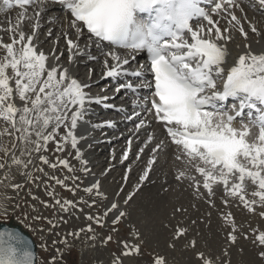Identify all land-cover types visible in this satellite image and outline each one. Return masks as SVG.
<instances>
[{"label": "snow or ice", "instance_id": "1", "mask_svg": "<svg viewBox=\"0 0 264 264\" xmlns=\"http://www.w3.org/2000/svg\"><path fill=\"white\" fill-rule=\"evenodd\" d=\"M255 2L264 9V0ZM4 4L7 9L13 7L10 0H4ZM55 5L61 6L64 15L53 47L45 53L39 41L41 20L49 7ZM15 6L22 10L15 24L9 20L7 28L0 27V32L8 33L10 41L4 42L0 37V120L6 125L0 131V138L5 135L12 138L10 147L0 144L3 153L0 160L4 161L0 163V170L7 169L0 185L11 188L16 195L0 196V217L6 218L20 209L23 199L20 193L30 184H37V187L43 184L52 200L51 204L41 201L45 208L65 213L77 209L83 212L80 204L89 209L95 207L97 199L92 198L93 193L96 197H104L100 181L96 180L83 188L90 202L83 197L79 201L61 199L51 182L75 194L79 184L69 187L66 181L80 178L65 175L61 179L45 173L43 167L46 165L54 171L66 169L70 174L77 171L68 159L56 156L53 161L45 155L49 145L54 144L53 155L74 152L79 171L85 176L89 174L88 161L79 146L87 135L77 134V129L87 121L94 104L125 113V119L134 124V135L150 128L152 121L164 129L166 139L151 147L152 156L140 176L141 182L170 140L176 149L175 159L186 165L176 179L189 180L190 187L199 196H203L202 187L208 194L210 206H214L210 197L222 187L224 205L231 198L238 199L249 212L255 211L254 206L264 209V50L253 51L248 32L233 11H243L240 0H15ZM217 16L227 19V26L221 27L220 20L215 19ZM24 21L31 22L30 33L24 30ZM56 22L57 18L47 20L49 25ZM249 27L252 33L261 35L254 24L249 23ZM233 30L239 32L244 43L236 45L241 50L230 65L228 44L234 40ZM54 31L55 28L49 27L47 37L51 38ZM61 40L68 52L67 65L62 63ZM93 47L99 55L93 54ZM141 55L146 57L144 63L138 62ZM83 56L98 63L103 57L102 79L123 78L115 88L116 95L123 94L122 106L106 103L107 95L91 94L89 81L95 69H89L88 80L73 75L70 66L74 58ZM141 89H148L149 94L139 96ZM229 99L233 103L226 108L224 102ZM115 126L114 121H105L93 124L92 128ZM155 139L153 133L146 132L144 147L139 149L137 159ZM128 144L122 160L129 155L132 137ZM13 168L23 177V182H12L15 179ZM189 169L194 170L199 179L191 175ZM249 186L254 188L250 193ZM25 195L37 199L30 188ZM116 195L119 196V192ZM130 199L131 194L124 203ZM29 207L35 211L34 205ZM110 213L114 216L113 225L126 216L114 201L105 206L103 217L89 213L86 218L103 227L104 217ZM260 216L264 218V211ZM222 218L231 223L232 231L227 239L235 243L236 228L231 213ZM24 219H28L27 214ZM32 219L42 217L33 216ZM43 219L50 225L49 233L59 237L52 240L55 255L48 264H64V254L73 246L68 237L75 240L85 231L94 233L88 225L61 236L55 229L60 223H67L63 217H59V223ZM184 231L178 229L176 237ZM87 239L94 241L96 236L93 234ZM111 240L109 235L103 243ZM253 242L264 247V231L255 234ZM120 243L122 256L140 251L139 244ZM192 243L194 246L195 242ZM57 245H63V249ZM43 247L47 249V244ZM197 255L203 264H212L202 253ZM259 256L264 260V251L259 252ZM0 264H36L35 254L19 233L0 230ZM112 264H122V260L115 257ZM154 264H164L163 258H155Z\"/></svg>", "mask_w": 264, "mask_h": 264}, {"label": "rangeland", "instance_id": "2", "mask_svg": "<svg viewBox=\"0 0 264 264\" xmlns=\"http://www.w3.org/2000/svg\"><path fill=\"white\" fill-rule=\"evenodd\" d=\"M253 9L254 8H252V10ZM248 10L252 12L251 9ZM258 17L262 21L264 19V14L258 15ZM40 35H43V33ZM91 63L92 61L88 62V64ZM105 81H106L105 79L100 80L99 84H102ZM93 89L94 88H91V91H93ZM94 91H96V89H94ZM101 120L102 118L98 119V121ZM159 133L160 135H162L161 132ZM114 134L115 132L114 133L112 132L110 135L113 136ZM155 135H156L155 141L157 142L160 141L157 139V136H159L158 133H155ZM140 145L141 144H139L138 147H136V149H138ZM169 145L170 143L167 142V146L162 152L163 154L161 153L160 156L158 157L159 158L158 161L159 162L161 161L162 164L158 165V161H157L158 167H156L157 171L155 172V176L153 179L152 178L149 179V181H151L152 179L151 183L143 186L137 192H134L131 199L129 200V203L125 204L124 200L126 199V195L128 191L136 183L137 175H138L137 173L136 176L132 178L131 180L132 183H130L129 185L125 187L124 186L125 184L123 182L121 186L117 189L115 194H113L114 192L113 189L110 192L106 201H101L100 203H98L97 200V205L95 207H100L101 210L97 212H95L93 209L84 210L83 212L71 210L68 213L67 217L64 218V216H61L64 218L63 220L67 221V223H60V226L57 229H55V231L59 232L61 236H63L65 233L70 231H76L81 228H87L88 225H91L92 229L94 230V233L87 231L81 233L79 239L74 240L72 237H68L69 243L72 244L73 246L70 250L65 252L63 257L64 264H112V261L115 257H119L122 260V264H154V260L157 257H162L164 260V264H203V261L200 258H198L197 255L198 253H202L205 258L211 260L212 264H264V260H262L259 256V252L264 251V247H261L253 242L255 239V234H257L260 231H264V218L260 216V212L264 211V209L260 208L259 206H254L255 211L249 212L248 209L245 208L243 204L239 202L238 199H231V198H229V203L227 205H224L222 199H224L225 197L222 187L217 188L215 191V193L219 194L218 196L220 197L221 199L220 201L222 203L219 204V202H217L216 204H214V206H207L206 205L207 201L203 203L201 200L195 201L190 196L189 197L185 196V198L181 197L183 196V194L181 193L183 192L181 191V185H179L180 187L177 186V191H176L178 192L180 190L181 192L179 191V193L181 194V196L179 195L174 198V199H178L177 201L172 199V202L175 201L180 203L182 201L179 208L177 206L178 210L176 209L177 211L176 214L181 212L178 215H176L175 211H173L174 208H172L169 212L164 211V207L167 209L169 207L168 206L169 202L167 201V199L165 198L163 199L164 201L162 200V198L164 197L159 198L157 196L158 198L154 197L152 199L151 202H154L156 206H152L148 202V200L151 199V196L152 197L153 195L156 196L154 189L155 191L156 190L160 191L158 192L159 194L156 191V193L160 196L162 193H164V195L168 194L172 190V188L176 186L175 185L176 183L172 178V180L170 181L166 180V182H161L160 184H157L156 188L152 189L153 188L152 185L154 186L155 182L160 181L158 180L159 175H162V177L166 176V172L164 171L165 165L167 166L166 171L168 172V174L169 175L172 174V170H171L172 162L170 161L171 148L167 149ZM173 151L176 152L175 147H173ZM51 154L52 151L50 150L48 151V153H45V155H48L54 161L55 157H52ZM109 154L110 151L108 150L105 152V155H101V157L108 156ZM0 156L2 155L0 154ZM149 156L151 157L152 155L148 153L145 154V157L143 159V165L138 168V172L144 168L145 164H147V161L150 158ZM131 160L132 159H130L125 164V166L122 167L120 166L121 168H119L120 170L115 174V176L109 177V184L108 182L105 183L107 185L106 188L113 186L114 188L116 187L117 183H119L121 180L120 178H122V173H120V171L123 172L124 171L123 167L124 168L128 167L131 163ZM164 160L166 161L169 160L168 162L171 163L170 164L163 163L166 162ZM3 162H4L3 160H0V163ZM37 164H39V161H37ZM43 167L45 173L48 172V169H51L46 165H44ZM58 173H59V168L53 171V173H51L50 175L54 174L57 176ZM67 173H68L67 170L63 169L62 175L59 178L63 179ZM117 175L118 177L116 179V184H113L112 181L115 180V177ZM3 176H4L3 170H0V179H3ZM168 177L169 176H167L166 178ZM41 178L46 179V177H41ZM21 182H23V180ZM42 187L43 184H40L39 187H37V184H35V188L39 189ZM28 189L29 188L27 186L25 192ZM54 190H56L55 184H54ZM252 190H254V188L252 186L251 187L249 186L248 192L250 193ZM31 192L34 193L35 197L37 196L35 193L36 189H32ZM118 192H119V196L116 195ZM58 193L60 195L62 194V192H58ZM4 194H5L4 185H0V196H3ZM122 195H125L124 200L123 198H121ZM178 197L181 198V200ZM87 198L88 197L86 195L84 196L83 199L89 200L90 202V198L88 199ZM248 198L251 199V196L249 195ZM206 199L209 200L208 194ZM111 200L116 201L119 204L121 203L120 210L126 213V216L122 217L121 221L118 224L116 225L112 224V219L114 218L112 214H109L107 217H104L103 227L97 225L93 221H89L86 218V216L89 213H91L94 216L100 215L103 217V213L106 206L105 204L111 203ZM183 200H185L184 204H183ZM216 201L217 200H215L214 202ZM185 203H187L186 204L187 206L185 205ZM24 205L29 207L30 204L21 201V206L24 209L22 218L15 219L12 215H10L9 217L6 218L0 217V221L7 222L13 219L17 221V223H20L24 228H26L30 232V234L32 235V237L34 238L37 244V264H48V260L51 258V256L55 255V250L52 247V240L58 239L59 237H56L54 234L49 235L48 229L50 225L47 223V220L43 218L53 219L55 217L56 208L49 217L48 214L47 215L43 214V216H40L42 217V219H40L41 222L40 223L39 220L29 219L30 216H32L30 215L31 211L29 212L30 216H28V220L24 219L25 214H27ZM31 205H34L35 208H37L35 202ZM157 206L158 207L161 206L160 209L158 210V213H156ZM79 207L84 208V204H80ZM181 207L182 208L184 207V209H182ZM42 208H44V205L42 206ZM180 208L183 210V214ZM27 210H32V208L29 207L27 208ZM189 210L190 212L188 215ZM219 210L221 212L224 210L223 211L224 213L222 212V214H220ZM162 211L166 212L164 213L163 217L159 215ZM171 211L172 213L174 212V214L177 216L176 217L177 219L173 220L171 218L175 216L174 214L171 213ZM71 212L73 213L70 215ZM216 213H218L219 215ZM228 213H231L232 220L235 223L236 231L234 234L237 237L235 243H231L227 239L228 233L232 231L231 223H226L225 220L222 218L224 215H227ZM54 220L59 223V219H54ZM216 221H218L219 223L218 222L216 223ZM113 227L116 228L115 232L112 231ZM42 228L44 229V231H41ZM178 229H183L185 231L183 235L176 237V232ZM253 230H256V232H254ZM93 234H95L96 236V239L94 241L87 239V237ZM109 235L112 236V240L106 244L103 243V240ZM245 235L248 237L247 239H245ZM121 241H126L130 244H139L140 245L139 253L138 254L133 253L130 256H122L121 253L123 249H122V244L120 243ZM193 241L195 242L194 246L192 243ZM45 244H47V249L43 247V245ZM57 247L63 249V245H57Z\"/></svg>", "mask_w": 264, "mask_h": 264}, {"label": "bare ground", "instance_id": "3", "mask_svg": "<svg viewBox=\"0 0 264 264\" xmlns=\"http://www.w3.org/2000/svg\"><path fill=\"white\" fill-rule=\"evenodd\" d=\"M240 2L242 4L243 11H241L240 9H233V11L235 12L236 16L238 18H240L244 29L248 32V40L252 44L253 51H256V52L262 51V50H264V23H263L264 19L261 21L260 18L258 17V15H263L264 14V9H261L259 4L255 2V0H251V3L249 2V0H240ZM252 8H254V9L252 10ZM248 9H251L252 12H250ZM20 11H22V10L19 7H16V6L12 7L11 9H8L7 11H0V27L7 28L9 20H11V22L13 24H15L17 14ZM28 11H29V15H31L32 9L29 8ZM63 15H64L63 11L59 10V7L57 5L50 6L48 12L45 15V17L41 20V23H42L43 27L41 28V30L39 32V41H40V46H41L42 50L45 51V53H48L49 50L53 47V41L57 38V34L60 31V27H61L60 21L63 19ZM48 18H57V22L55 24H53V25H49L47 23ZM215 19L220 20L221 27L227 26V19H222L220 16L215 17ZM228 19H230V17ZM30 23H31L30 21H24V23L22 25L24 30L26 32H29V33L31 31ZM249 23L254 24L257 27V29H259V31L261 33L260 36H257L256 34L251 32L250 27H249ZM49 27L55 28V31L53 32V36L54 37L53 36L51 38L47 37V31H48ZM42 33H43V35H40ZM231 34L233 35L234 40L228 44V49H229V51L231 53V56L229 57V64L230 65L233 63V57H237L239 55V53H240V50H241V49H238L236 47V45L240 44L242 46L243 43H244V38L239 35L238 31L233 30ZM0 37H3L4 42H10L7 32H0ZM73 38H75L74 34H73ZM257 41H259V43H257ZM81 44H83V40H81ZM59 50L64 53V55L62 57V63L67 65L68 64V52L66 50V44H65V42L63 40L60 41ZM92 52L95 55H99V53L96 51V49L94 47L92 49ZM102 61H103V57L100 58V62L99 63L97 61H92L91 64H88V62H90V60L87 59V56L74 58V62L70 66L71 67V72L73 73V75L76 78H78L80 80H88L89 69H95V72L91 76V80L89 82L92 84V88L93 87H95V88L99 87V89H98L97 93L93 92L95 88L93 89V91L90 90L91 94L92 95H97V94L107 95L109 97V99L106 101V103L122 106L123 103H124L123 96H122L123 94L116 95L114 93H115V88L121 82V80L123 78H120V79L108 78V79H105L106 81L104 83H102V84L98 83L102 79L101 78V72H100V67H101ZM93 64H96V65H93ZM83 69H84V71H83ZM113 81H115V82H113ZM141 91H142V89H141ZM98 106H101V105H98ZM109 109L110 108H106V107H103V108L95 107V104L92 105L91 109H90V115L87 117L88 118L87 121L85 123H83V124L78 125L77 134H86L87 135V139L86 140H82L80 142V145H79L81 150H82V152H83V154H84V159H86L88 161L87 167L89 168L90 172L86 176H85V174L83 172L79 171L80 165H79V162L74 159V152H72V155H69L68 153H56L55 155H53V151L52 150L55 148V145H52V144L49 145V150L52 151V154H51L52 157L60 156L61 158H66V159H68L70 161V163H72V165H74L76 167L77 171L74 174L67 173L66 175H76V176H78L80 178L79 180H67L66 181V183H68L69 187H75L77 184H79V188L77 189L75 194L72 191L64 189L63 187H61L59 185H55L56 190H57V192H56V190H55V192L58 194L59 198H61V199L71 198V199H68V200H72L73 199V201H79L81 199V197L84 198V196H86V195L89 198V195L86 194L83 191V188L86 187V186H89L91 183L95 182L96 180H99L100 181V191L104 194V197H96L95 194L93 193L92 198L97 199L98 203H100L101 201H106V199L108 198L110 192L114 189L113 194H115L117 189L121 186V184L124 181H125V187L127 185H129L130 183H132L131 180H132V178L134 176H136L138 168L143 165V159L145 157V154L148 153V154L152 155L151 147H154L155 143H158L159 141L158 142L154 141V143L150 147L145 148V151H144V153L141 154L140 159H137V153L139 152V149L141 147H144L143 141L146 139V136H145L146 132H151L154 135H155V133H158V135H159V136H157L158 140H165L166 139V133L162 130L161 126L156 124L155 121L151 122V127L150 128H147L146 130H142L139 133V135H134V133H133L134 124L132 122H130V121H125L123 119L122 120L117 119L116 117L112 116V113L109 112ZM103 116L106 119H104L101 122L97 121V119H99V118H101ZM107 116H110V118L107 119ZM92 117H94V118H92ZM105 121H114L116 126L112 127V128H108V127L95 128V129L92 128L93 124H100V123L105 122ZM128 122H130V124H129L130 129L129 128H125V124L128 123ZM5 126H6L5 123L2 120H0V131H2ZM62 131L63 130L61 129V132ZM112 132H115V134L113 136L110 135ZM159 132H161L162 135H160ZM129 137H132V144H131V147H130V150H129V155H128L127 159H123L122 160L124 151L129 149V144H128ZM155 138H156V135H155ZM11 139H12L11 137L5 135L4 137L0 138V144H4V145H7V146L10 147L11 146ZM139 140H140V143H138ZM167 142L170 143V145L167 147V149L171 148L170 161L172 162V164H171L172 174L171 175L168 174V172L166 171L167 166L165 165L164 171L166 172V176L162 177V175H159L158 176V180H160V181L155 182V185L154 186L152 185V187H153L152 189L156 188L157 184H160L161 182H166V180L170 181V180H172V178H173L174 182L176 183L175 184L176 186H174L172 188V190L168 194L164 195V193H162L160 196L158 195L159 194L158 192H160V191L156 190L157 193H158L157 194L155 189H154V192H155L156 196H154V195H153V197L151 196V199H149V200H148V197H147L148 202L152 206H156L154 204V202H151L152 199L154 197H156V198L164 197V198H162V200L166 198L167 201L169 202L168 209L164 207V211L169 212L172 208H174L173 211H175V214H176L177 206L179 208V206H180L182 201L180 203L179 202H175V201L172 202V199H174L176 196H179V195L181 196V194L179 193L180 190L178 192H176L177 191V186L180 187L179 185H181V191H183V192L180 191L183 194V196H181V197L185 198V196H188V197L190 196L195 201L196 200H201L203 203H205L207 201L206 205L210 206V204L208 202V199H206L207 192L202 187H201L200 191L203 193V196H199L194 191V188L190 187V181L189 180H187V179L177 180L176 179V176L178 175V172L181 171V170H185L186 165L183 162L178 161V160L175 159L176 152L173 151V147H175V146L174 145L172 146L170 140L167 141ZM102 143H104V144H102ZM139 144H141L140 147L138 149H136V147H138ZM105 150L106 151L109 150L110 154L108 156L101 157V155H105V152H106ZM71 151L72 150L69 149V152H71ZM162 152H160L158 154L156 162L151 167V169L148 171V174H147V176H146V178H145V180L143 182L140 181V176L142 174H144V171L147 168V164H145L144 168L141 171H139V173L137 175L136 183L128 191V193L126 195V198H128V195H129L130 191L132 192V195H133L134 192H137L143 186L151 183L152 179L155 176V172L157 171L156 167H158L159 164H162L161 161L160 162L158 161V159H159L158 157L160 156V154ZM0 154L3 155L2 152H0ZM16 155H19V151L16 152ZM130 159H132L131 163L129 162L130 165L128 164L129 166L127 168L123 167V170H124L123 173L120 171V173H122V178H121L120 182L117 183L116 187L114 188V186H113V187L106 188L107 185L105 183L108 182V184H109V177L115 176V174L120 170L119 168H121L122 166H125V164ZM157 161H158V165H157ZM164 161H166V160H164ZM168 161L163 162V163L170 164L171 162H168ZM163 166H164V164H163ZM6 170L7 169L3 170V172L6 171ZM14 170H15V168L12 169V176L15 179L12 182L13 183L21 182L23 180V177H21L19 175L17 170H15V172H14ZM53 171H54L53 169H48L47 173L51 174V173H53ZM62 172H63V169L59 168V173L57 174V176L60 177L62 175ZM189 172H190L191 175H194V176L197 177V179H199L198 174H196L194 172V170H190L189 169ZM125 174H127V180H125ZM36 175L40 176L41 174L40 173H36ZM167 176H169V177L166 178ZM117 177H118V175L115 177V180L112 181L113 184H116ZM150 178H152L151 181H149ZM5 183H7V181H5ZM51 183L54 186V182H51ZM71 184H72V186H71ZM28 188H30L31 191H32V189H36V192H35L36 195H37L36 196L37 197L36 201L31 199L32 196L30 197L28 195H25V192H21L20 193V197H23V199L20 200V203H21V201H23V202L31 205V204H33L35 202V205L38 208V209L35 208V211L33 212V210H27V208H29V207L24 205L27 215L28 216L32 215V216H30L29 219H32L33 216H43V214L44 215L48 214V217H49L52 214V212L54 211L55 208H52V207H48V208L44 207V208H42L43 204L41 203V201H48L49 204L52 203L51 198L45 193L44 186L42 188L38 189V188H35V184H30V185H28ZM4 192L8 196H15L16 195L11 190V188L4 187ZM58 192H62V194L60 195ZM71 192H72V195H71ZM32 195H34V193H32ZM132 195H131V197H132ZM218 195L219 194L215 193V195H213L210 198L211 201H212V205L216 204L217 202H219V204L222 203L220 201L221 199H220V197ZM121 198H123V200H124L125 195H122ZM17 199H20V198L17 197ZM179 199L181 200V198H179ZM84 200H86V199H84ZM123 200H122V202H123ZM174 200L177 201L178 199H174ZM215 200H217V201L214 202ZM160 201H161V199H160ZM111 202H114V201L111 200ZM184 202H185V200H183V204H184ZM110 204L111 203H108V204L106 203L105 205L106 206H110ZM186 204L187 203H185V205ZM160 207H158V206L156 207V211H157L156 213H158V210L160 209ZM181 208H180V210L184 209V207L182 209ZM88 209L89 208L87 207V205H84L83 211L84 210H88ZM92 209L95 212L101 210L100 207H93V208H91V210ZM214 209H217V208H214ZM23 211H24V209L21 206L19 210H17L14 214H10V215H12L15 219H20V218H22ZM76 211H79V210H76ZM164 211H162L159 214L161 217H163L164 213H166ZM29 212H30V215H29ZM184 212H185V210H184ZM189 212H190V210L188 211V215H189ZM222 212L220 211V214H222ZM72 213L73 212H71L70 215ZM171 213H172V211H171ZM179 213H181V212H179ZM179 213H177L176 215H178ZM191 213H192V211H191ZM172 214H174V212ZM182 214H183V210H182ZM216 214H218V213H216ZM176 215L171 217V218L173 220L177 219ZM211 215H213V214H211ZM61 216H64V218H65V217L68 216V213L60 212L58 209H56L55 217L52 220L59 219V217H61ZM218 221H216V223ZM39 222H40V220H39ZM49 235H52V234L49 233Z\"/></svg>", "mask_w": 264, "mask_h": 264}, {"label": "water", "instance_id": "4", "mask_svg": "<svg viewBox=\"0 0 264 264\" xmlns=\"http://www.w3.org/2000/svg\"><path fill=\"white\" fill-rule=\"evenodd\" d=\"M0 230H8V231H12L15 233H19L25 241L28 242L30 249L32 250V252L35 254V259H36V245L32 239V237L30 236V234L22 229V227L18 224L15 223H0Z\"/></svg>", "mask_w": 264, "mask_h": 264}]
</instances>
